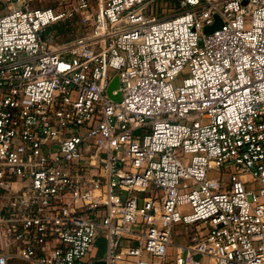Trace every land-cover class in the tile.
Wrapping results in <instances>:
<instances>
[{
    "label": "built area",
    "instance_id": "2783aa9c",
    "mask_svg": "<svg viewBox=\"0 0 264 264\" xmlns=\"http://www.w3.org/2000/svg\"><path fill=\"white\" fill-rule=\"evenodd\" d=\"M32 1L0 0V264H168L178 225L170 264H264V0Z\"/></svg>",
    "mask_w": 264,
    "mask_h": 264
},
{
    "label": "rangeland",
    "instance_id": "374dc122",
    "mask_svg": "<svg viewBox=\"0 0 264 264\" xmlns=\"http://www.w3.org/2000/svg\"><path fill=\"white\" fill-rule=\"evenodd\" d=\"M43 1L44 0H42V1L33 0L31 2V5L42 6V5H47L50 3L49 0H45L44 2ZM165 3H166L165 0H158L156 4L157 5H159V4L165 5ZM166 4H167V6H174L173 2L167 1ZM166 12H172V11L167 9ZM72 27H74V23H68L67 27H62L61 29L59 28V30H57L58 27L57 28L54 27V29L52 28V32H55V30H56V33L52 36L51 42L52 43H55V42L60 43L62 41L70 40L77 33V29L76 28L74 29ZM186 74H187L186 71H182L180 74H178L174 83H180L182 77L185 76ZM181 155L183 156L184 162H187L189 157L191 156V153H187V154L181 153ZM140 194H143V192H140ZM183 231H184V229L182 228V226L178 225V227L176 228V231L172 232L173 244H171L167 249V262H168V264H170V260L174 259L176 245L179 243L187 242V236H182V235H186ZM173 233H175V234H173ZM95 246L98 249L97 255L102 256L105 252L106 244H105V239L100 234H98L96 239H95ZM196 257L199 258L203 264L209 263L208 255L198 254Z\"/></svg>",
    "mask_w": 264,
    "mask_h": 264
},
{
    "label": "water",
    "instance_id": "95a60500",
    "mask_svg": "<svg viewBox=\"0 0 264 264\" xmlns=\"http://www.w3.org/2000/svg\"><path fill=\"white\" fill-rule=\"evenodd\" d=\"M221 23V20L220 18L215 14V20L212 24H209V25H205L203 27V31L205 33H208V32H211L213 29H215L216 27H218ZM118 76L117 75H114L112 77V79L110 80V82L108 83L107 85V93L109 94V96L111 98H113L114 100L118 101L120 100V96H121V93L120 91H117L115 93L112 92V90L114 88H117L118 87ZM92 264H105L104 260H97L95 262H93Z\"/></svg>",
    "mask_w": 264,
    "mask_h": 264
},
{
    "label": "trees",
    "instance_id": "16d2710c",
    "mask_svg": "<svg viewBox=\"0 0 264 264\" xmlns=\"http://www.w3.org/2000/svg\"><path fill=\"white\" fill-rule=\"evenodd\" d=\"M67 26H68V23H62V22H60V23H54V24L48 25V26L45 28V31H46V32H50V33H52V34L54 35V34L56 33V30H55V32H52V28L54 29V27H55V28L58 27L57 30H59V28L61 29L62 27H67ZM72 28L75 29V25H74V27H72ZM57 36H58V35H57Z\"/></svg>",
    "mask_w": 264,
    "mask_h": 264
},
{
    "label": "crops",
    "instance_id": "0c3cea01",
    "mask_svg": "<svg viewBox=\"0 0 264 264\" xmlns=\"http://www.w3.org/2000/svg\"><path fill=\"white\" fill-rule=\"evenodd\" d=\"M7 264H22V262L18 260L17 258H13V259H10Z\"/></svg>",
    "mask_w": 264,
    "mask_h": 264
}]
</instances>
